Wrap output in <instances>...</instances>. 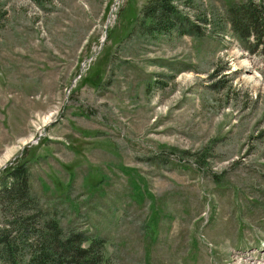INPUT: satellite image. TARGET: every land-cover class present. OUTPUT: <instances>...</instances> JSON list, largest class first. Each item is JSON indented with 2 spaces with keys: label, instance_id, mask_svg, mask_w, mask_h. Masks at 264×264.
Listing matches in <instances>:
<instances>
[{
  "label": "rangeland",
  "instance_id": "374dc122",
  "mask_svg": "<svg viewBox=\"0 0 264 264\" xmlns=\"http://www.w3.org/2000/svg\"><path fill=\"white\" fill-rule=\"evenodd\" d=\"M152 1L0 0V180L111 264H264V55L228 13L264 0H169L160 32Z\"/></svg>",
  "mask_w": 264,
  "mask_h": 264
},
{
  "label": "trees",
  "instance_id": "16d2710c",
  "mask_svg": "<svg viewBox=\"0 0 264 264\" xmlns=\"http://www.w3.org/2000/svg\"><path fill=\"white\" fill-rule=\"evenodd\" d=\"M152 2L150 7L142 9V26L147 31L164 29L170 23L174 7L169 5V0ZM228 13L240 37L247 41L254 38L253 46L260 47L264 55V6L232 4ZM146 19L152 22L144 25ZM0 182V208L8 218L0 227V261L4 264H111L105 255L103 238H88L82 232L66 230L43 210L32 214L23 212L28 204H35L25 170L14 167ZM24 247L29 253H23Z\"/></svg>",
  "mask_w": 264,
  "mask_h": 264
},
{
  "label": "bare ground",
  "instance_id": "6f19581e",
  "mask_svg": "<svg viewBox=\"0 0 264 264\" xmlns=\"http://www.w3.org/2000/svg\"><path fill=\"white\" fill-rule=\"evenodd\" d=\"M258 65L257 61L253 60V61H250V60H247L245 61L243 64H242V67L245 69V70H254V68ZM252 74V75H251ZM257 74V73H256ZM258 79V76L255 75V73H250V75L245 79L246 82H256ZM252 258V264H259L261 263L260 262V259L258 258H255L254 256H251ZM241 262V261H240ZM244 263V262H242ZM239 264V263H237ZM241 264V263H240ZM248 264V263H246Z\"/></svg>",
  "mask_w": 264,
  "mask_h": 264
}]
</instances>
